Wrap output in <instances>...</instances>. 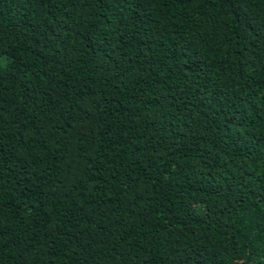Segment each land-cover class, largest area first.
I'll return each instance as SVG.
<instances>
[{
	"label": "trees",
	"instance_id": "obj_1",
	"mask_svg": "<svg viewBox=\"0 0 264 264\" xmlns=\"http://www.w3.org/2000/svg\"><path fill=\"white\" fill-rule=\"evenodd\" d=\"M0 264H264V0H0Z\"/></svg>",
	"mask_w": 264,
	"mask_h": 264
},
{
	"label": "rangeland",
	"instance_id": "obj_2",
	"mask_svg": "<svg viewBox=\"0 0 264 264\" xmlns=\"http://www.w3.org/2000/svg\"><path fill=\"white\" fill-rule=\"evenodd\" d=\"M0 62H3V60H0Z\"/></svg>",
	"mask_w": 264,
	"mask_h": 264
}]
</instances>
